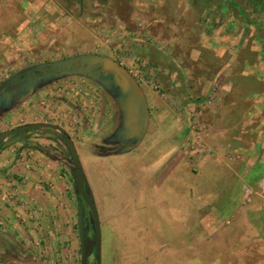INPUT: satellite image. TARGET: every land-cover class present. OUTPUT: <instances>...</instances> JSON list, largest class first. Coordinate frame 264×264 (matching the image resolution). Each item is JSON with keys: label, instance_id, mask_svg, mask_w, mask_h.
I'll return each mask as SVG.
<instances>
[{"label": "crops", "instance_id": "0c3cea01", "mask_svg": "<svg viewBox=\"0 0 264 264\" xmlns=\"http://www.w3.org/2000/svg\"><path fill=\"white\" fill-rule=\"evenodd\" d=\"M8 2L0 0L1 15ZM180 3L185 14L194 16L192 26L187 22L182 27L183 33H171L179 27L170 21L166 24L169 30L159 37H154V21L143 26L152 35L149 44H162L156 54L165 60L164 75L169 81L172 78L164 85L166 99L140 85L148 109L143 137L123 153L117 148L120 144H106L113 133L105 136L103 149L92 159L132 156L130 164L125 162L129 182L136 185L139 197L146 199L145 210L161 214L166 208L177 215L182 223L178 235L185 236L186 211L195 204L202 210L200 217L233 219L231 229L240 222L243 240L250 246L253 239L264 252V196L258 190L264 179V9L257 10L259 18L254 25L247 19L246 8L232 0ZM250 43L255 45L250 48L253 54L246 51ZM210 58L211 66L217 61L220 66H204ZM36 94L19 108L32 100L36 103ZM17 110L15 107L0 116L1 132L34 123L18 121ZM159 127L162 135L155 132ZM185 139L193 140L189 151ZM59 144L36 133L0 152V264H74L78 205ZM81 163L85 174L89 162ZM187 167L193 174H184ZM120 171L119 176L123 174ZM148 186L152 191L148 192ZM145 247L140 245V252L146 251Z\"/></svg>", "mask_w": 264, "mask_h": 264}, {"label": "rangeland", "instance_id": "374dc122", "mask_svg": "<svg viewBox=\"0 0 264 264\" xmlns=\"http://www.w3.org/2000/svg\"><path fill=\"white\" fill-rule=\"evenodd\" d=\"M162 1L165 2L9 0L6 11L3 15L0 13V82L37 64L81 54H99L117 61L139 85L148 86L166 99L164 85L170 83L172 78L169 81V77L164 75L162 67L165 60L156 54L162 44H149L152 35L143 26L154 21L151 26L156 29L154 37H159L169 30L166 24L170 21L172 26L179 27L176 32H170L178 34L183 33L182 27L187 22L191 23L194 16L189 12L185 14L183 7H179L180 0H166V4ZM232 1L246 8L248 21L255 25L259 18L257 10L259 7L264 9V0ZM182 4H185L184 1ZM186 17L189 20L186 21ZM245 32L250 34L249 30ZM251 44L246 50L249 53L252 52L251 46L255 47L254 43ZM189 48L191 50V46ZM218 63L211 66L213 58H210L204 66L216 69L220 66ZM218 81L222 82V78L219 77ZM37 93L36 103L32 100L24 107L15 106L19 109V116L16 114L18 121H36L61 128L70 135L81 162L85 165L89 162L85 181L89 179L90 188L88 190L85 187L84 192L95 204L99 218L102 264H136V261L137 264H147L148 261L152 264H183V260L186 264H264L261 246L253 239L250 240V246L243 240L245 231L240 222L236 229H231L235 223L233 219L222 216L217 221L205 214L200 217L199 212L202 210L190 204L186 211V231L183 236L177 232V227L182 225L177 215L174 216L166 208L161 214L154 210L146 211V199L142 200L136 185L129 182L125 162L130 164L134 160L132 156L123 160L120 158L123 171H120V160L115 157L92 159L104 145L103 138L114 133L121 122L118 105L98 83L84 77H67L41 88ZM209 98L210 95L206 99ZM113 110L117 111L114 115ZM157 131L160 133L163 129L159 127ZM184 143L185 150L189 151L193 147L192 139H185ZM59 145L62 148L61 157L66 158L70 170L68 180H71L75 191L73 162L68 149L62 143ZM119 171L123 173L120 176L117 175ZM184 174L188 176L193 173L187 167ZM150 191L152 188L148 186ZM78 195L75 192L79 206ZM81 199L78 214L84 210L83 218L87 219V223L84 221L83 226L88 228L87 237L94 239V232H91L94 215L83 196ZM74 233V264H81L78 219L75 221ZM140 245L147 248L146 251L140 252ZM167 246L173 250H166ZM88 264H97L94 255H90Z\"/></svg>", "mask_w": 264, "mask_h": 264}, {"label": "water", "instance_id": "95a60500", "mask_svg": "<svg viewBox=\"0 0 264 264\" xmlns=\"http://www.w3.org/2000/svg\"><path fill=\"white\" fill-rule=\"evenodd\" d=\"M74 76L95 81L118 105L121 122L112 136L106 140V144H120L117 148L124 153L129 150L130 143L135 144L141 140L146 132L148 123V109L141 87L137 80L123 66L105 55H75L62 60L37 64L15 73L5 81L0 82V116H4V114L14 109L16 105L21 104L26 98L34 95L41 88L57 80ZM46 127L60 129L57 126L44 123L22 125L0 133V146L3 144L11 146L17 143V138L6 141L14 135L25 133L32 129ZM68 136V152L72 155L71 161L73 162L72 172L74 174L75 192L79 194L78 199L80 201L78 207H81V196H83L94 215V219H91L94 240L89 242L87 237L88 228L83 226L85 221H83L84 210H80L78 214L79 238L82 250L81 264H88V259L94 248L96 251V263L102 264V236L99 218L95 204L84 192L86 181L83 166L78 157L75 145L70 135Z\"/></svg>", "mask_w": 264, "mask_h": 264}, {"label": "trees", "instance_id": "16d2710c", "mask_svg": "<svg viewBox=\"0 0 264 264\" xmlns=\"http://www.w3.org/2000/svg\"><path fill=\"white\" fill-rule=\"evenodd\" d=\"M47 129H48L47 127L46 128L32 129L28 132L20 133L18 135H14V136L8 138L6 141H8L12 138H17V143H18V142L27 140L29 138V136H31L34 133L35 134L36 133H43V134H46L49 138H51L53 140H58L59 142H62L66 146V148L69 150V141H68L69 136L63 130L58 129V128H51V129H53L54 132H46ZM35 146H36L35 148L41 149V147L39 145H35ZM8 147H10V146H6L3 144L2 146H0V152L3 151L4 149L8 148ZM69 154H70V157H72L71 153H69ZM85 187L88 190L90 188L89 185L87 184V182H85ZM89 193H91V192L89 191ZM84 220H85V218L83 219V221Z\"/></svg>", "mask_w": 264, "mask_h": 264}, {"label": "flooded vegetation", "instance_id": "af4514ba", "mask_svg": "<svg viewBox=\"0 0 264 264\" xmlns=\"http://www.w3.org/2000/svg\"><path fill=\"white\" fill-rule=\"evenodd\" d=\"M29 124H33V123H29ZM22 126V125H21ZM19 127V126H18ZM14 129V128H13ZM46 132H54L53 131V129H51V128H48L47 130H46ZM35 134V133H34ZM34 134H32L31 136H29V138L27 139V140H30L31 138H32V136L34 135ZM37 134H42V135H46V134H43V133H37ZM51 139V138H50ZM53 140V139H52ZM55 141H57L58 143H59V141L58 140H55ZM62 142H60V144H61ZM63 144V143H62ZM64 145V144H63ZM65 146V145H64ZM66 147V146H65ZM68 151V150H67ZM68 155H69V157H70V154H69V152H68ZM72 158V157H71ZM85 220H87V219H85ZM86 222V221H85ZM87 223V222H86ZM92 233H93V231H91ZM93 235V234H92ZM89 239V242H92L94 239L92 238V239H90V238H88ZM91 255H94L95 256V251H93L92 253H91Z\"/></svg>", "mask_w": 264, "mask_h": 264}, {"label": "built area", "instance_id": "2783aa9c", "mask_svg": "<svg viewBox=\"0 0 264 264\" xmlns=\"http://www.w3.org/2000/svg\"><path fill=\"white\" fill-rule=\"evenodd\" d=\"M258 190L264 196V179L258 183Z\"/></svg>", "mask_w": 264, "mask_h": 264}]
</instances>
